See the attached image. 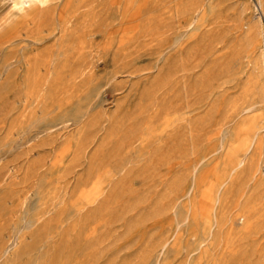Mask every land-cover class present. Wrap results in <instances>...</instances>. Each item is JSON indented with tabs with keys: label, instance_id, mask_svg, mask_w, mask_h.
<instances>
[{
	"label": "rangeland",
	"instance_id": "374dc122",
	"mask_svg": "<svg viewBox=\"0 0 264 264\" xmlns=\"http://www.w3.org/2000/svg\"><path fill=\"white\" fill-rule=\"evenodd\" d=\"M0 264H264V0H0Z\"/></svg>",
	"mask_w": 264,
	"mask_h": 264
},
{
	"label": "bare ground",
	"instance_id": "6f19581e",
	"mask_svg": "<svg viewBox=\"0 0 264 264\" xmlns=\"http://www.w3.org/2000/svg\"><path fill=\"white\" fill-rule=\"evenodd\" d=\"M10 3L12 6H14L17 10L23 11L26 7L30 6L31 4L35 3V0H10ZM90 54V53H89ZM229 162L233 164L234 166H238L241 163H243V159H238L235 155L234 157L229 159ZM213 194H206L203 199V211L202 216H197L199 229H203L204 233L208 231V229H214L215 226H217V220H212L209 215V209L212 206V203L214 201ZM240 219L243 222V227L245 228L249 224V217L246 212H243V215L240 216ZM211 234V233H210Z\"/></svg>",
	"mask_w": 264,
	"mask_h": 264
},
{
	"label": "clouds",
	"instance_id": "9594fccd",
	"mask_svg": "<svg viewBox=\"0 0 264 264\" xmlns=\"http://www.w3.org/2000/svg\"><path fill=\"white\" fill-rule=\"evenodd\" d=\"M35 3L43 7V6H47L48 0H35Z\"/></svg>",
	"mask_w": 264,
	"mask_h": 264
}]
</instances>
